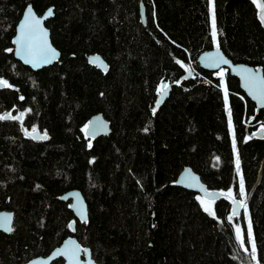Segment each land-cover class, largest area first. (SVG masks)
<instances>
[{"label": "trees", "instance_id": "1", "mask_svg": "<svg viewBox=\"0 0 264 264\" xmlns=\"http://www.w3.org/2000/svg\"><path fill=\"white\" fill-rule=\"evenodd\" d=\"M30 3L38 14L53 6L44 24L60 51L38 70L16 60L11 43ZM212 3L215 41L209 0H0V79L9 85L0 116L11 114L0 119V210L14 214L12 231H0V264L45 256L68 235L99 264H264V108L229 70L196 61L217 46L264 71V10L258 0ZM91 53L107 70L87 61ZM97 112L111 132L89 138ZM33 128L47 138L27 137ZM186 166L224 194L214 214L174 184ZM241 180L254 255L243 213H231ZM69 189L84 195L87 221L58 199Z\"/></svg>", "mask_w": 264, "mask_h": 264}, {"label": "water", "instance_id": "2", "mask_svg": "<svg viewBox=\"0 0 264 264\" xmlns=\"http://www.w3.org/2000/svg\"><path fill=\"white\" fill-rule=\"evenodd\" d=\"M31 6L32 13L35 19L40 21L38 27L35 30H31L28 25L32 24V16L26 19L27 9ZM51 9L52 14L48 15V11ZM54 15L53 6H49L42 14H38L33 8L32 4H27L15 25L14 34L11 38V43L13 45V56L16 60L20 61L23 65L30 67L32 70H38L42 67L52 65L54 62L58 61L60 57V51L52 44L50 38V31L45 26L44 22L46 19L51 18ZM139 15L140 19L145 22L146 10L143 3L139 4ZM42 33H46L43 35ZM23 37V39H21ZM55 50V58L51 59L49 63H44L38 57L33 59L25 51L24 48L27 44L31 43L34 50L38 52L40 46L44 41ZM227 60L228 63L224 64L219 62V58ZM87 61L94 65L97 69L101 71L107 70L108 66L104 58L98 53H91L87 57ZM196 61L198 65L208 71H217L219 69H227L230 74L236 76L239 80L240 88L247 95V97L255 104L256 109L264 108V83L257 86L258 90L250 91L252 87L248 82L247 78L250 75H255L258 78H264V71L261 66H252L244 62H234L229 57H227L222 49L215 46L211 49H206L197 55ZM250 70V71H245ZM191 70H188L185 74L186 78L191 76ZM3 86H0V88ZM170 85L164 91H160L158 98L152 109L155 111L162 105L164 100L169 94ZM159 101V104H157ZM5 118H10L11 115H5ZM17 119L21 118V115H16ZM85 135L90 138H97L98 136H106L111 132L110 122L104 117L101 112L93 114L85 128ZM262 129L257 130L255 133L257 136H261ZM26 135L32 139L44 140L46 134H43L39 130L35 132L26 131ZM47 137V135H46ZM174 184L185 188L191 189L197 192L203 198L208 200H217L224 194L218 190L208 189L206 185L202 182L200 176L195 173L190 167H184L177 175ZM61 201H69V208L72 211L74 217L81 222L88 220L89 211L88 205L84 198V195L78 189H69L58 196ZM244 205L240 200H234L231 203V213L233 215H240L243 213ZM14 214L12 211L7 209L0 210V231L5 234H9L13 229ZM75 222L72 220L69 223L71 232L74 231ZM61 258L63 260L62 264H99L96 262L92 255L91 250L87 246H82L77 238L73 235H68L65 237L59 245L55 246L47 255L36 256L26 261L23 264H51L52 261Z\"/></svg>", "mask_w": 264, "mask_h": 264}, {"label": "snow or ice", "instance_id": "3", "mask_svg": "<svg viewBox=\"0 0 264 264\" xmlns=\"http://www.w3.org/2000/svg\"><path fill=\"white\" fill-rule=\"evenodd\" d=\"M260 7L262 8V10H264V5H260ZM52 12H51V9H49L48 11V15H51ZM29 16H32V24L31 25H28V27L31 29V30H35L36 27L39 26L40 24V21L38 19H35L34 17V14L32 13V8L31 6L27 9V15H26V19H28ZM43 35H46V33H42ZM215 36H216V32H215V21L213 20V39L215 41ZM21 39H23V37H21ZM8 51H12L11 49H8ZM24 51L30 56L32 57L33 59H36L37 57L42 60L44 63H49L51 61V59H54L55 58V50L52 49L48 44H47V41L45 40L43 42V44L40 46L38 52L36 50L33 49L31 43L27 44L24 48ZM219 62L221 63H224V64H227L228 61L223 59L222 57L219 58ZM245 71H250V70H245ZM219 75H223V72L221 71L219 73ZM247 82L252 86L250 88V91H253V90H258L257 86L259 84H262L264 83V78H258L256 77L255 75H250L248 78H247ZM0 86H9L8 85V82L6 80H2L0 79ZM167 88V85H164L160 91H164V89ZM157 104H159V101H157ZM153 112H155V109H153ZM5 117L3 116H0V119H3ZM13 119L15 117H12ZM231 123V121H230ZM147 130V129H146ZM33 132L36 131L35 128H33L32 130ZM42 138H47L46 135ZM233 146H234V149H235V141L233 143ZM237 164H238V160H237ZM243 193V181L241 180V194ZM207 210V209H206ZM250 235V234H249ZM239 238V237H238ZM254 247V246H253ZM253 258L255 259V256H253Z\"/></svg>", "mask_w": 264, "mask_h": 264}, {"label": "rangeland", "instance_id": "4", "mask_svg": "<svg viewBox=\"0 0 264 264\" xmlns=\"http://www.w3.org/2000/svg\"><path fill=\"white\" fill-rule=\"evenodd\" d=\"M209 16H210V19H211L210 20L211 21V28L213 30V3H212V0H209ZM239 196H240L239 200L242 202L245 199L244 192L242 194L240 192ZM197 197H198L199 203L201 204L202 208L205 211L209 212L210 214H214V201L213 200H208L206 198H203L200 195H197ZM229 199L232 201L233 199H238V198H234L231 195H229ZM242 216L244 218V222H245V226H246V230H247L246 231V236H247V238L249 240V245H250V248L252 249V253L254 255L255 251L253 249L252 232H251V228H250L247 207L244 208Z\"/></svg>", "mask_w": 264, "mask_h": 264}, {"label": "flooded vegetation", "instance_id": "5", "mask_svg": "<svg viewBox=\"0 0 264 264\" xmlns=\"http://www.w3.org/2000/svg\"><path fill=\"white\" fill-rule=\"evenodd\" d=\"M258 3H259V5H264V0H258ZM27 129H24V133H25V135H26V131ZM27 136V135H26ZM28 137V136H27ZM38 256H40V255H38ZM42 256V255H41ZM36 257V256H35ZM53 262V261H52ZM62 263H63V260H62ZM52 264V263H51Z\"/></svg>", "mask_w": 264, "mask_h": 264}]
</instances>
